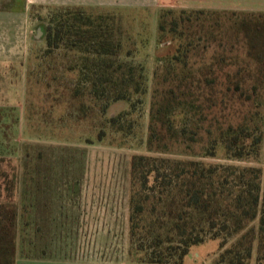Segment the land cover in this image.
<instances>
[{"label":"rangeland","instance_id":"374dc122","mask_svg":"<svg viewBox=\"0 0 264 264\" xmlns=\"http://www.w3.org/2000/svg\"><path fill=\"white\" fill-rule=\"evenodd\" d=\"M23 1L25 12L6 14L16 19L6 21L0 46L6 58L23 57L0 69V169L19 214L15 264H138L128 256L134 154L192 158L214 140L217 155L205 161L264 169V58L251 56L239 29L217 14L264 12V0H160L157 13L119 9L131 33L123 29V50L147 75L125 138L108 128L103 135L99 107L89 101L80 108V96L62 87L73 86L72 72L37 74L32 53L43 46L40 19L64 5ZM220 77L237 82L223 88L229 81L221 85ZM211 78L218 85L209 88ZM127 107L116 101L106 115ZM240 125L259 142L245 159L221 158L218 133ZM217 254V241L205 239L182 264H213ZM255 257L254 249L250 264Z\"/></svg>","mask_w":264,"mask_h":264},{"label":"trees","instance_id":"16d2710c","mask_svg":"<svg viewBox=\"0 0 264 264\" xmlns=\"http://www.w3.org/2000/svg\"><path fill=\"white\" fill-rule=\"evenodd\" d=\"M120 14L54 5L40 19L37 30L42 33L43 46L32 55L37 74L42 71L44 77L48 71L53 77L56 71L65 77L72 72L75 83L62 87L80 96V108L89 101L99 107L103 135L108 128L125 138L134 125L130 116L136 103L146 93L147 75L143 65L128 59L129 51L123 50L125 33H131ZM217 14L229 17L232 23L228 27L239 29L251 56L264 58V12ZM126 39L131 38L127 35ZM219 79L224 85L228 77ZM228 81L223 88L237 82ZM205 84L216 86L218 78ZM120 100L127 109L107 116L110 105ZM218 136L221 158L245 159L259 142L250 127L241 125L229 126ZM217 152L213 140L192 158L154 154L131 157L128 256L132 262L182 264L193 246L214 239L218 254L213 264H250L254 249L255 264H264V169L203 159ZM0 177L4 184H0V264H15L19 214L9 175L0 169Z\"/></svg>","mask_w":264,"mask_h":264},{"label":"crops","instance_id":"0c3cea01","mask_svg":"<svg viewBox=\"0 0 264 264\" xmlns=\"http://www.w3.org/2000/svg\"><path fill=\"white\" fill-rule=\"evenodd\" d=\"M49 2L61 3L64 6H80L92 12H106L116 11L119 9L132 8L133 12L136 9L146 10L152 8L157 11L160 8V0H48ZM24 2V1H23ZM22 0H0V46L5 45L6 35V21L15 22V17L6 16V14L23 13L26 10V1L23 3ZM97 8V9H96ZM22 20L17 22L21 23ZM23 26L21 25V28ZM22 55H13L6 58L4 51L0 50V69L3 70L6 61L21 60ZM9 59V60H6ZM4 75V74H3Z\"/></svg>","mask_w":264,"mask_h":264},{"label":"water","instance_id":"95a60500","mask_svg":"<svg viewBox=\"0 0 264 264\" xmlns=\"http://www.w3.org/2000/svg\"><path fill=\"white\" fill-rule=\"evenodd\" d=\"M39 33H41L39 30H38ZM38 36V35H37Z\"/></svg>","mask_w":264,"mask_h":264}]
</instances>
